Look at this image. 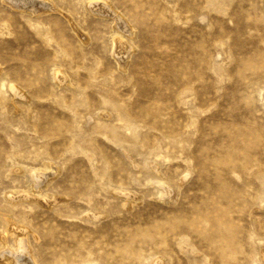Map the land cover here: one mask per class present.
Returning a JSON list of instances; mask_svg holds the SVG:
<instances>
[{
  "label": "rangeland",
  "instance_id": "rangeland-1",
  "mask_svg": "<svg viewBox=\"0 0 264 264\" xmlns=\"http://www.w3.org/2000/svg\"><path fill=\"white\" fill-rule=\"evenodd\" d=\"M43 1L0 0V264H264V0Z\"/></svg>",
  "mask_w": 264,
  "mask_h": 264
},
{
  "label": "bare ground",
  "instance_id": "bare-ground-1",
  "mask_svg": "<svg viewBox=\"0 0 264 264\" xmlns=\"http://www.w3.org/2000/svg\"><path fill=\"white\" fill-rule=\"evenodd\" d=\"M6 1H9V3H13L14 5H16V6H19V7H22V9L23 8H26V9H29V10H31V11H35V12H37V11H41V10H43V9H46V8H49V6L47 5V1L46 2H44L43 0H39V1H35V0H6ZM96 3V2H95ZM49 4V3H48ZM89 4V3H88ZM107 4V3H106ZM91 6V5H90ZM105 6V5H104ZM109 6H110V4H109ZM51 7V6H50ZM53 7V6H52ZM87 7H89V6H87ZM99 7H101L100 5H99ZM111 7V6H110ZM94 9H96V8H94ZM107 9V8H106ZM112 9V8H111ZM49 10V9H48ZM47 10V11H48ZM99 11H100V9H99ZM49 12V11H48ZM32 13V12H31ZM101 13H103V12H101ZM116 13V12H115ZM34 14V13H33ZM111 14V13H110ZM109 14V15H110ZM101 15V14H100ZM107 15V14H106ZM116 17V16H115ZM123 19V18H122ZM121 19V20H122ZM116 21H118V20H116ZM119 23V25H118V28H119V30L120 31H123V32H127V33H129V34H131V36L132 35H134V33H133V31L132 30H130L129 29V27H127L128 26V24H127V26H126V24H124L122 21H120V22H118ZM130 26V25H129ZM132 29V28H131ZM133 33V34H132ZM128 50H130L129 48H128V46H127V44L121 39V38H118L117 40H116V42H115V49H114V51H116L117 53H119V54H121L120 55V57H118V59L120 58L121 60V62H123V64L122 65H124L125 63H126V61H127V57L128 56H126V55H124L123 53H125L126 51H128ZM132 52V51H131ZM114 55H115V52H114ZM117 56V55H116ZM130 56H131V54H130ZM128 62V61H127ZM126 65V64H125ZM122 67V66H121ZM125 67V66H124ZM49 167V166H48ZM45 175V174H44ZM49 176V175H48ZM37 178V177H36ZM161 185V184H160ZM37 186H39V185H37ZM162 187H163V185H162ZM164 188V187H163ZM162 191L163 192H165L166 193V195H167V193H168V190H164V189H162ZM175 192V191H174ZM175 195V194H174ZM167 198V197H166ZM172 198V197H171ZM175 197H173V199H174ZM169 200H170V198H169ZM20 236V235H19ZM18 237V236H17ZM19 238V237H18ZM16 242V241H15ZM22 246V245H21ZM17 249V248H16ZM6 251V250H5ZM26 252V251H25ZM11 253V252H10ZM9 253V254H10ZM21 255H22V253H20ZM8 255V254H7ZM20 255V256H21ZM10 256V255H9ZM12 257H13V255H11ZM24 256V255H23ZM31 256V255H30ZM15 257V256H14ZM18 258H20L19 256H18ZM17 258V259H18ZM16 259V260H17ZM22 259V258H21ZM24 259H26V257L24 258ZM20 260V259H19ZM18 260V261H19ZM27 261V260H26ZM20 262V261H19ZM28 262H30V261H28ZM28 262H26L27 264H28ZM23 263V262H22ZM7 264H14V261H13V259H10V260H7ZM24 264V263H23ZM30 264V263H29Z\"/></svg>",
  "mask_w": 264,
  "mask_h": 264
}]
</instances>
